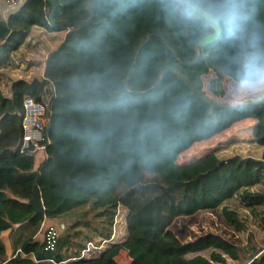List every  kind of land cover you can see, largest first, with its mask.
<instances>
[{
  "label": "trees",
  "instance_id": "obj_1",
  "mask_svg": "<svg viewBox=\"0 0 264 264\" xmlns=\"http://www.w3.org/2000/svg\"><path fill=\"white\" fill-rule=\"evenodd\" d=\"M28 0L8 17L0 14V70L38 26L48 31L90 18L89 0ZM92 23L65 28L47 58L44 77L15 80L11 95L0 87V264H264V246L248 252L215 234L184 243L170 230L179 217L217 209L237 231L246 227L227 202L237 198L264 220V160L220 159L215 151L191 162L178 157L196 142L233 124L255 121L264 146V97L228 104L225 78L237 82L241 67L221 29L185 19L175 0H93ZM245 43L264 47V0H236ZM214 77L205 87L204 77ZM53 85L47 157L22 150L24 101H42ZM214 96V97H213ZM35 185L45 214L30 204ZM127 210L128 234L96 258L82 257L87 242L113 237L119 207ZM71 219L54 249L46 220ZM17 228L20 252L6 259L2 232ZM55 229V228H54ZM57 231V230H56ZM85 234V235H83ZM211 250L210 258L199 254ZM195 254L188 257V254ZM250 254L246 259L243 254ZM76 258V259H75Z\"/></svg>",
  "mask_w": 264,
  "mask_h": 264
},
{
  "label": "rangeland",
  "instance_id": "obj_2",
  "mask_svg": "<svg viewBox=\"0 0 264 264\" xmlns=\"http://www.w3.org/2000/svg\"><path fill=\"white\" fill-rule=\"evenodd\" d=\"M43 39L48 42L61 41V35L65 30H55L51 33L46 29L43 31ZM44 34V35H43ZM41 44V45H40ZM59 44V43H58ZM37 45L40 47L37 48ZM58 46V45H57ZM45 45L38 42L34 47L24 46L18 52H16L10 64L0 70V87L3 89L6 95H11V85L15 80L26 79L32 81L36 77H44V71L41 66L42 61L44 64L50 55ZM46 65V64H45ZM214 77L213 73H210L204 77L205 87L207 88L209 81ZM224 87L226 89V95L224 97H214L218 101L228 104H244L249 101L264 97L260 94H249L247 96H240L237 92V82L231 78H225ZM255 121L246 119L233 124L228 129H225L219 134H216L208 140L196 142L190 149L180 154L178 157V163H186L194 161L211 151H215L220 159L226 160L232 157L243 158H255L264 160V146L259 145L255 141L253 134ZM44 153L37 152L35 154L37 166L44 160ZM264 188L262 187H258ZM227 204L236 209L243 220L246 222V227L240 232L228 225L222 218L220 210L207 209L201 210L189 217L177 218L170 227L178 238L184 242H191L197 238L203 237L208 234H215L221 236L229 241H232L242 247L246 252L251 249L252 246H264V220L261 217H254L253 214L243 206L239 199L234 198L227 202ZM71 219H56L46 220L42 225V232L40 237H44V232L48 228H55L60 230L61 226L68 225ZM50 228V229H51ZM128 234L127 226V210L124 207H119L115 223L113 227V237L105 248L109 247L112 243H119L125 239ZM85 235V234H83ZM19 235H15L14 241H17ZM5 239H9L5 236ZM99 236L94 235L91 241L87 242V249L83 251V254L87 258H96L100 256L102 250L94 249V245L98 246L101 243ZM16 254V253H15ZM199 254L210 258L211 250L201 251ZM195 254L190 253L188 257H193ZM250 254H243V258L246 259ZM15 256V255H14ZM117 260L121 264H132L128 252L123 250L117 257ZM264 262V259L262 260ZM230 264H239L238 261L229 259ZM220 264V263H215Z\"/></svg>",
  "mask_w": 264,
  "mask_h": 264
},
{
  "label": "clouds",
  "instance_id": "obj_3",
  "mask_svg": "<svg viewBox=\"0 0 264 264\" xmlns=\"http://www.w3.org/2000/svg\"><path fill=\"white\" fill-rule=\"evenodd\" d=\"M174 8L190 21H198L211 31L220 28L230 44L239 42L233 61L241 67V78L237 81L240 96L264 95V47L245 43V30L238 24L239 10L236 0H175Z\"/></svg>",
  "mask_w": 264,
  "mask_h": 264
},
{
  "label": "built area",
  "instance_id": "obj_4",
  "mask_svg": "<svg viewBox=\"0 0 264 264\" xmlns=\"http://www.w3.org/2000/svg\"><path fill=\"white\" fill-rule=\"evenodd\" d=\"M28 0H5L9 9H16ZM56 93L53 85L47 89L42 101H35L28 97L24 101L25 113L22 121L23 126V141L22 150H29L32 153L43 152L44 157H47V145L50 143V138L47 134L51 110V98ZM58 231L51 228L47 234L48 248L54 249L57 242ZM111 241V240H110ZM109 241H103L101 245L95 246L94 249L102 250ZM87 249V248H86ZM18 251L15 256L19 253ZM82 257H86L84 254ZM87 258V257H86ZM76 259V258H75Z\"/></svg>",
  "mask_w": 264,
  "mask_h": 264
},
{
  "label": "crops",
  "instance_id": "obj_5",
  "mask_svg": "<svg viewBox=\"0 0 264 264\" xmlns=\"http://www.w3.org/2000/svg\"><path fill=\"white\" fill-rule=\"evenodd\" d=\"M12 12H14V9H9L7 7L5 0H0V14L3 15L4 17H8ZM43 31H45L44 28H41L38 26L34 27L33 33L27 38V40H26L25 44L22 46V48L26 45L29 47H34L36 44H38V42H40L43 45H45L47 50L49 49V51L46 53V54H48L49 52L54 51L55 49H57L59 47V45L63 42V40L67 34V31H65L63 33V35H61V41H59V42H58V40L60 38L57 39L56 41H54L52 39V41L48 42V40L43 39L45 37V36H42V33H44ZM49 32L51 33V31H49ZM38 47H40V46L37 45V48ZM45 64H44V61H42L41 66L43 68V71H45V68H46ZM17 228H18V226H15L13 229H9L7 231L2 232L1 237H2V240H3V242L5 244V248H6V253H5L6 259L12 258L15 255V253L20 251V248H18L16 250V246H15V242H14V237H15V235H17ZM6 235L9 238L8 240L5 239Z\"/></svg>",
  "mask_w": 264,
  "mask_h": 264
},
{
  "label": "water",
  "instance_id": "obj_6",
  "mask_svg": "<svg viewBox=\"0 0 264 264\" xmlns=\"http://www.w3.org/2000/svg\"><path fill=\"white\" fill-rule=\"evenodd\" d=\"M53 6V13L51 16V20H53V16H54V12L56 9V5L52 0H49ZM90 1V18L88 20H84V21H70V22H66L63 23L62 25H59V27L61 28H67V29H71L73 27H77V26H83V25H88L90 23H92L93 18H94V3L93 0H89ZM221 33V29L217 28L216 29V33L212 34V35H208L202 42L201 44L198 46L199 48L204 46L205 44L213 41L214 39H216L219 34ZM30 204L34 207L35 209V214H45L46 213V208L44 206V202H43V198H42V193L41 190L39 188V185H35L34 189H33V196L30 200Z\"/></svg>",
  "mask_w": 264,
  "mask_h": 264
}]
</instances>
